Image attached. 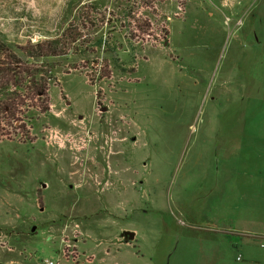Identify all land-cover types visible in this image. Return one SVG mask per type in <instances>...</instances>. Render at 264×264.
<instances>
[{
	"label": "rangeland",
	"instance_id": "374dc122",
	"mask_svg": "<svg viewBox=\"0 0 264 264\" xmlns=\"http://www.w3.org/2000/svg\"><path fill=\"white\" fill-rule=\"evenodd\" d=\"M85 1L0 0V34L18 45L36 42L74 20ZM223 3L210 15L213 0H100L98 16L111 18L105 30L117 56L135 72L119 70L101 51L56 59L46 101L29 94L15 118L5 119L0 264L23 260L20 198L32 203L35 189L47 204L44 213L30 208L38 219L62 212L55 202L70 184H88L104 197L102 208L68 215L61 239L70 232L83 240L81 222L94 218L95 233L137 228L140 251L167 250L174 232L158 222L182 228L207 218L216 198L208 162L216 141L229 117L245 116L244 123L264 110L252 95L264 94V0ZM105 59L110 66L99 78ZM78 172L79 181L72 179ZM139 247L116 243L118 264H147L135 256ZM83 256L64 247L65 260Z\"/></svg>",
	"mask_w": 264,
	"mask_h": 264
},
{
	"label": "crops",
	"instance_id": "0c3cea01",
	"mask_svg": "<svg viewBox=\"0 0 264 264\" xmlns=\"http://www.w3.org/2000/svg\"><path fill=\"white\" fill-rule=\"evenodd\" d=\"M219 1L213 0L211 5L214 9L209 11L210 15L220 10V5H224L223 0ZM252 95L258 104H264L262 92ZM257 115L256 118H260L256 120L255 117L250 119L248 115L244 123L245 116H241V120L229 117L224 135H221L223 131H218L223 138L216 141V155L209 156L208 161L213 168L209 177L212 178L211 190L216 198H212L205 219H193L182 228L168 219L157 223L161 226L159 229L174 232L172 237L175 244L168 246L167 250L155 247L152 251H140L142 234L137 228L126 229L133 233L129 242L124 237L126 231L123 235L115 230L95 233L100 229L94 226L97 220L94 218L82 220L86 235L83 240L70 232L65 235L66 238L61 239L63 223L68 215L80 209H100L106 203L104 197L99 196L101 193L96 192L92 186L70 184L65 187L63 197L62 191L59 192L62 198L55 202L66 213L38 219L33 216L34 212H30V208L44 213L47 204H39L36 189L32 203L24 197L20 198L19 207L25 214L20 220L25 236H21L27 249L19 251L23 260L16 259L17 264H45L43 256L56 258L64 264H118L120 247L115 251L116 243L138 246L139 251L135 252V256L147 264H264V130H260L264 129V110L263 114ZM72 179L79 181V172ZM47 186L44 185L42 190L44 199L47 198ZM89 199L96 203L95 206L89 204ZM122 237L124 240H121ZM24 243L23 246H26ZM66 245L78 248L84 258L77 263L65 260ZM14 258L9 264H13Z\"/></svg>",
	"mask_w": 264,
	"mask_h": 264
},
{
	"label": "trees",
	"instance_id": "16d2710c",
	"mask_svg": "<svg viewBox=\"0 0 264 264\" xmlns=\"http://www.w3.org/2000/svg\"><path fill=\"white\" fill-rule=\"evenodd\" d=\"M99 3L100 0L85 1L78 6L74 20L61 25L56 34L36 42L18 45L0 34V130L5 119L15 118L18 108L28 101L29 94L32 99L37 96L46 101L48 84L54 79L57 66L51 61L101 51L111 56V64L119 70L135 72L134 67H127L117 56V42L105 30L111 24V18L98 16ZM97 65L101 64L97 62ZM109 66L105 59L97 72L99 78L104 77Z\"/></svg>",
	"mask_w": 264,
	"mask_h": 264
},
{
	"label": "built area",
	"instance_id": "2783aa9c",
	"mask_svg": "<svg viewBox=\"0 0 264 264\" xmlns=\"http://www.w3.org/2000/svg\"><path fill=\"white\" fill-rule=\"evenodd\" d=\"M74 251H77V250L75 248H72V251L70 253H72ZM78 252H76V254L79 256L80 252L79 253ZM45 264H61V263L60 262H56V261L51 260V259H45Z\"/></svg>",
	"mask_w": 264,
	"mask_h": 264
},
{
	"label": "water",
	"instance_id": "95a60500",
	"mask_svg": "<svg viewBox=\"0 0 264 264\" xmlns=\"http://www.w3.org/2000/svg\"><path fill=\"white\" fill-rule=\"evenodd\" d=\"M124 236H125L126 242H129V240L133 238V233L126 231L124 232Z\"/></svg>",
	"mask_w": 264,
	"mask_h": 264
}]
</instances>
